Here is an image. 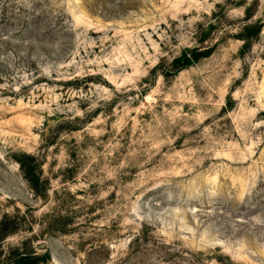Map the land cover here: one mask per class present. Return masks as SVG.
<instances>
[{
    "label": "rangeland",
    "instance_id": "1",
    "mask_svg": "<svg viewBox=\"0 0 264 264\" xmlns=\"http://www.w3.org/2000/svg\"><path fill=\"white\" fill-rule=\"evenodd\" d=\"M22 256L264 264V0H0V264Z\"/></svg>",
    "mask_w": 264,
    "mask_h": 264
},
{
    "label": "trees",
    "instance_id": "2",
    "mask_svg": "<svg viewBox=\"0 0 264 264\" xmlns=\"http://www.w3.org/2000/svg\"><path fill=\"white\" fill-rule=\"evenodd\" d=\"M192 57H194V56L190 55L189 52L188 53L185 52L182 56V58L185 59L186 61H190L192 59ZM28 173H31V171ZM31 177H32V175L27 176L28 180L33 181V178H31ZM4 235H8V234L5 233ZM17 264H38V263L36 261H34L33 258H27L26 256H22L19 260H17Z\"/></svg>",
    "mask_w": 264,
    "mask_h": 264
}]
</instances>
